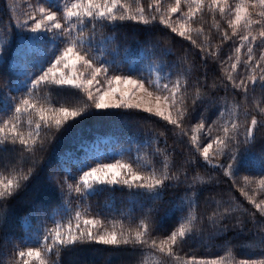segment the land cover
<instances>
[{"label": "snow or ice", "instance_id": "6c2138e0", "mask_svg": "<svg viewBox=\"0 0 264 264\" xmlns=\"http://www.w3.org/2000/svg\"><path fill=\"white\" fill-rule=\"evenodd\" d=\"M3 12L0 264H264V0Z\"/></svg>", "mask_w": 264, "mask_h": 264}, {"label": "trees", "instance_id": "16d2710c", "mask_svg": "<svg viewBox=\"0 0 264 264\" xmlns=\"http://www.w3.org/2000/svg\"><path fill=\"white\" fill-rule=\"evenodd\" d=\"M26 2H27V0H17V3L20 4L21 7H23L26 4ZM6 4H7V0H0V15H3L5 20H7V15L4 14L3 8H4V5H6ZM210 23H211V19L208 18L207 24H210ZM207 24L205 25L206 27H207ZM225 54H227V49L225 50ZM69 102H71V100ZM101 131H103V129ZM237 195H239V194L237 193ZM204 251L206 252V254H213V252H214L213 249H206ZM240 251L241 252L247 251V249H240ZM214 254L223 255V253L220 251H215ZM89 258H92V257H89ZM95 259H97L98 261L102 260L103 256L95 257ZM149 264H156V262L154 260H149Z\"/></svg>", "mask_w": 264, "mask_h": 264}]
</instances>
